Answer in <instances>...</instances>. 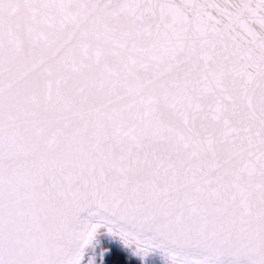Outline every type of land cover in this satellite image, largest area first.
I'll use <instances>...</instances> for the list:
<instances>
[{"label":"snow or ice","instance_id":"obj_1","mask_svg":"<svg viewBox=\"0 0 264 264\" xmlns=\"http://www.w3.org/2000/svg\"><path fill=\"white\" fill-rule=\"evenodd\" d=\"M0 264H264V0H0Z\"/></svg>","mask_w":264,"mask_h":264}]
</instances>
